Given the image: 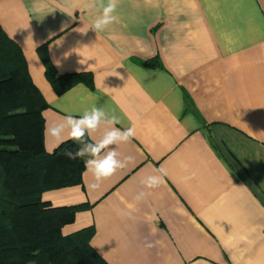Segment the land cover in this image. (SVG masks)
<instances>
[{
  "label": "crops",
  "instance_id": "1",
  "mask_svg": "<svg viewBox=\"0 0 264 264\" xmlns=\"http://www.w3.org/2000/svg\"><path fill=\"white\" fill-rule=\"evenodd\" d=\"M102 2L0 0V27L47 102L44 129L93 106L135 127L116 146L130 162L98 188L84 169L80 185L43 192L84 206L62 233L93 228L108 264H264V0H119L96 33ZM43 46L59 74L90 83L56 94ZM43 145L57 147L44 131ZM157 169L162 183L145 188Z\"/></svg>",
  "mask_w": 264,
  "mask_h": 264
},
{
  "label": "trees",
  "instance_id": "2",
  "mask_svg": "<svg viewBox=\"0 0 264 264\" xmlns=\"http://www.w3.org/2000/svg\"><path fill=\"white\" fill-rule=\"evenodd\" d=\"M37 51L56 94L90 83L88 74H59L45 46ZM47 106L20 47L0 27V264H108L90 245L93 228L62 233L84 206L53 207L42 200L45 191L80 185L85 169L81 158L64 154L80 147L70 139L45 150Z\"/></svg>",
  "mask_w": 264,
  "mask_h": 264
},
{
  "label": "clouds",
  "instance_id": "3",
  "mask_svg": "<svg viewBox=\"0 0 264 264\" xmlns=\"http://www.w3.org/2000/svg\"><path fill=\"white\" fill-rule=\"evenodd\" d=\"M119 0H107L101 3L100 14L94 19L92 28L96 33L105 31L118 20L117 9ZM119 117L107 113L102 107L93 106L82 114L66 113L60 122L46 125L45 136L51 137L58 147L70 139L78 143L80 147L75 150H67L64 154L69 159L88 157L84 161L85 170L93 177L91 187L98 188L107 178L111 177L119 169H123L130 162L131 157L120 158L116 146L128 143L135 136V127H116L120 124ZM105 126L98 139L91 142L85 137H92L101 126ZM159 174H150L144 177L141 183L147 189H155L160 186L163 177L167 174L164 169H157ZM148 195L140 191L134 199L139 202Z\"/></svg>",
  "mask_w": 264,
  "mask_h": 264
}]
</instances>
